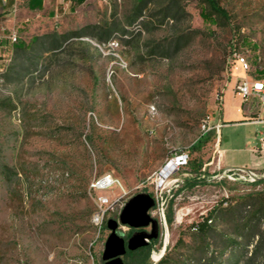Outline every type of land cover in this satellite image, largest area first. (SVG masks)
<instances>
[{
  "label": "rangeland",
  "instance_id": "rangeland-1",
  "mask_svg": "<svg viewBox=\"0 0 264 264\" xmlns=\"http://www.w3.org/2000/svg\"><path fill=\"white\" fill-rule=\"evenodd\" d=\"M219 2L228 18L203 0L0 3V264H105L107 223L123 207L99 231L97 197L124 191L125 204L143 191L156 201L148 264H245L264 249V171L230 178L219 131L207 132L223 97L225 115L239 114V77L264 80V0ZM182 152L189 163L163 179ZM106 173L122 188L92 189ZM213 208L203 234L194 225Z\"/></svg>",
  "mask_w": 264,
  "mask_h": 264
},
{
  "label": "crops",
  "instance_id": "crops-1",
  "mask_svg": "<svg viewBox=\"0 0 264 264\" xmlns=\"http://www.w3.org/2000/svg\"><path fill=\"white\" fill-rule=\"evenodd\" d=\"M36 1L28 0V6ZM0 3L16 5L15 0H0ZM42 3L44 6L47 0H42ZM224 103L223 97L222 111L217 119L221 127L215 144L218 162L225 169L247 167L264 171V149L260 148L261 133L264 131V103L250 97L244 100L242 107H238L239 114L234 118L225 115ZM224 128L230 129L227 138L223 136Z\"/></svg>",
  "mask_w": 264,
  "mask_h": 264
},
{
  "label": "built area",
  "instance_id": "built-area-1",
  "mask_svg": "<svg viewBox=\"0 0 264 264\" xmlns=\"http://www.w3.org/2000/svg\"><path fill=\"white\" fill-rule=\"evenodd\" d=\"M3 1L8 2L9 0H3ZM16 11H17V7L16 5H14L12 12L14 13ZM9 38L11 39L12 43H15L17 41L16 32H12ZM234 56H235V61L238 64V67L242 71H244V73H247L251 69V65L247 57L239 52H235ZM235 86H236V93L242 95L245 100H247L250 97H258L260 98L261 102L264 103V80L254 79L250 76H242L237 79ZM262 121L264 122V119H262ZM204 127H206V124L204 125ZM220 127H221V123H218L212 127L208 125L207 132L213 128H216L217 131H219ZM260 148L262 150L264 149V131L261 133ZM189 160H190L189 152H182L176 157L169 160V162L165 165L166 168L171 162L173 163L169 176L173 174L177 169L188 164ZM226 171L231 172V174L229 175L230 178H234L232 176L239 174L238 176L240 178L246 179V176H248L250 181H256L258 176L254 169L247 167L227 168ZM116 187L122 188V184L120 180L116 178L112 173H106L103 176L95 179L91 183V188L94 189L95 191H106ZM125 194L126 192L124 191L122 195L118 196L115 199H112L111 197L104 194L98 195L97 209L92 217V222L99 231H101V229L103 228L106 217L109 214V212L111 210H114V205L116 202H120L121 207L125 206V202L121 200Z\"/></svg>",
  "mask_w": 264,
  "mask_h": 264
},
{
  "label": "water",
  "instance_id": "water-1",
  "mask_svg": "<svg viewBox=\"0 0 264 264\" xmlns=\"http://www.w3.org/2000/svg\"><path fill=\"white\" fill-rule=\"evenodd\" d=\"M155 203V198L149 192L137 193L128 199L118 219L108 220L110 234L102 255L105 264H125L123 257L127 250H136L148 245L151 240L159 238V221L150 214ZM120 226L137 230L125 239L119 232ZM148 227L151 229L148 230Z\"/></svg>",
  "mask_w": 264,
  "mask_h": 264
},
{
  "label": "trees",
  "instance_id": "trees-1",
  "mask_svg": "<svg viewBox=\"0 0 264 264\" xmlns=\"http://www.w3.org/2000/svg\"><path fill=\"white\" fill-rule=\"evenodd\" d=\"M71 1H72L71 8H74L75 5H81L85 3L87 0H71ZM203 1L207 5L208 11L206 14L209 15V17H213L214 15H216L219 18H228V13L226 9L220 4L219 0H203ZM42 6H43L42 0H37L36 2L30 3L31 9H40L42 8ZM214 211H215V208L211 209L209 211V214L206 217H204L202 221L195 223L194 227L198 229L200 232H202L203 234H207L211 229L210 223L212 221V217L215 215ZM250 225H251V221H248L246 228H249ZM133 231L134 229L130 230L127 236L128 238L131 236ZM253 236L260 237L262 236V232H254ZM155 240L156 239L151 240L148 245L138 248L136 250H127L126 254L123 257L125 264H148L147 260L150 257L152 243ZM263 251L264 249L262 247V241L260 242L259 240L254 250V253L252 254V256L247 258L245 264H256V259L263 256ZM233 257H235V255H233ZM165 260L166 259L162 257L160 262L162 263Z\"/></svg>",
  "mask_w": 264,
  "mask_h": 264
},
{
  "label": "bare ground",
  "instance_id": "bare-ground-1",
  "mask_svg": "<svg viewBox=\"0 0 264 264\" xmlns=\"http://www.w3.org/2000/svg\"><path fill=\"white\" fill-rule=\"evenodd\" d=\"M172 166H173V163L171 162L166 168H164V170H163V179H164V178H167V177L169 176ZM178 220H179V219H178ZM166 240H169V238L167 239V237H166ZM166 243H167V242H166ZM162 253H163V252H162ZM158 256H159V255H158ZM158 256H157V257H158ZM160 257H161V256H160Z\"/></svg>",
  "mask_w": 264,
  "mask_h": 264
},
{
  "label": "flooded vegetation",
  "instance_id": "flooded-vegetation-1",
  "mask_svg": "<svg viewBox=\"0 0 264 264\" xmlns=\"http://www.w3.org/2000/svg\"><path fill=\"white\" fill-rule=\"evenodd\" d=\"M131 229H134V231H136V230H137V229H135V228H130V230H131ZM134 231H133V232H134ZM123 236L125 237V239H128V237H127V236H128V234H126V235H123Z\"/></svg>",
  "mask_w": 264,
  "mask_h": 264
}]
</instances>
